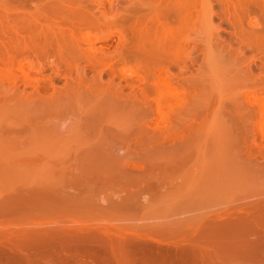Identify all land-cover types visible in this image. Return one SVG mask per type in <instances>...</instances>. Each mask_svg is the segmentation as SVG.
<instances>
[{"label": "bare ground", "instance_id": "6f19581e", "mask_svg": "<svg viewBox=\"0 0 264 264\" xmlns=\"http://www.w3.org/2000/svg\"><path fill=\"white\" fill-rule=\"evenodd\" d=\"M37 1L42 0H24L25 4H36L37 7H26L30 8L29 10L32 8L35 10L30 13L31 15H27L28 18H25L24 22L28 21L26 24H22V26L20 25L22 22L17 23L22 26L21 28L18 25L19 28H15L16 25H14L9 39L14 51L5 49L7 51H4L0 58L1 63L5 64V67L0 66V84H3L0 85V176L11 177L16 173L18 176L24 177L19 181L29 184L26 189L28 196L9 195L0 199V264H57L58 262L73 264L77 259H86L85 264H165L169 262L167 254L149 257L147 253L153 246L164 249L172 248L171 244L174 242L172 238L175 239L178 231L174 230L173 232V229L167 230L168 228H164L166 229L164 231L157 227L152 229V225L127 223L131 215L135 217V213H141L137 209L138 207L143 210V213H146L144 200L134 203L140 194H163L170 190L182 192L186 188L184 180L193 173L198 175L199 183L196 182L197 184L202 183L204 187L205 184H209L208 189L204 188L205 192L202 186L199 187L202 188L200 190L203 195L207 191H211L212 193L208 194L209 197L215 195L212 191L214 187L212 188L211 185L215 186L218 183L225 186L229 185L230 181L231 185L228 188H233L236 183L245 180L255 181L253 185L262 188L258 194H264V182L262 184L264 181L262 168L264 169V167L260 168L262 164L257 161L260 157L264 159V88L249 87L250 84H248L249 79L250 81L254 79L259 81L262 77L254 76L252 79V75L246 76V73L250 75L253 72V66L244 73L242 67H237V65L233 67L234 64H227L226 70L222 71L226 78L223 84V87L226 86V93L215 97L216 84L212 83L215 78L211 81L208 80L211 79L212 73L210 70V72L207 71L212 68L207 63H205L208 66L205 67V69L208 68L206 71L203 66H199L196 73L190 70L191 67H182L186 76L184 75L185 79L181 80V83L176 79L178 76L175 74V70L174 73L171 66L164 63L170 61L176 63L175 59L186 61L185 57L190 58L191 56L192 50L189 51L190 48L187 50V53L190 54H187L185 50L189 39L187 40L185 33L182 34L183 37H180L187 27V21L190 22L193 18L192 10L196 9L195 6L191 9V2L188 4L187 0L184 1L189 8H187V12L186 9L184 10L186 15L180 16L182 20L179 24L177 23L176 30L180 36H177L178 33L177 35L173 34L172 29L171 33V25L162 21L159 34L153 42L150 36L151 25L141 22V18L137 14L127 25L124 20H117L120 15L119 17L116 14H114L115 17L112 16L115 10L112 7L114 8V2L117 3V0H98V2L92 0L95 4L91 7L90 4H86L87 2L84 4V0H50L49 2L47 0V3L43 1L44 3L41 2L40 5L37 4ZM92 1L88 2L92 5ZM139 1L143 5L146 3ZM221 1H223L222 4L227 2L228 17L229 19L232 17L235 21L231 23L234 26L232 34L235 38L226 40L222 36L223 40L227 41L225 43L228 47L226 49H229L228 56L231 55L233 46L238 48L235 42H240L237 55L243 53L247 47H254V49L257 47V49H261L262 54L260 53L261 56L258 57L264 64V0H255L256 2L250 6H247L250 0H229L230 3L226 0ZM244 1H248L246 6ZM102 2L111 3L112 6L110 5L109 10L113 11H107L106 7V13L102 8L105 4L102 6ZM194 2L196 1L194 0ZM194 2L193 5H195ZM204 2L203 0L202 4ZM181 6L183 5L181 4ZM181 6L179 8L183 9L184 7ZM205 6L204 9L207 7ZM203 8L201 7V11ZM212 11L214 12V10ZM65 12H67L66 17L68 12L71 13V17L69 16L71 19L63 17ZM108 12H111L109 14L112 17ZM197 12L199 13L196 16L198 21H201V17L204 16L203 12L207 13L203 10L201 16L200 11ZM213 12L210 13L209 10L208 13L211 15ZM56 15L61 16L60 18L63 17V20L57 21L59 17ZM165 16L163 17L165 18ZM53 18L58 23H52ZM202 18L204 24L207 25L208 22L204 17ZM210 19L209 16V22H211ZM247 19L251 21L248 20V22ZM192 20L195 22V18ZM193 21L192 23H194ZM236 22L238 25H234ZM204 24H201L203 29ZM213 26H207L208 28H205L207 31L201 27L198 29L207 32L203 33L207 36L210 27L213 31L216 29L220 31L222 27L217 28L218 25H216V29H214ZM99 29H105L108 33L106 32L104 36L100 35ZM198 29H195L196 33L199 31ZM202 31H199L200 36ZM116 34L120 37H118L116 46H113L114 48H111L109 44L99 45L101 41L113 39ZM192 35L191 37L190 34L187 36L194 40ZM196 35L195 40L199 39L198 42L200 38L201 40L205 38L204 35L196 38ZM197 40L195 44L193 41L192 45L195 46ZM219 42L222 43L221 40ZM214 57L212 53L210 59ZM234 60L236 61L235 58H233ZM130 61L131 63L135 61V67L126 68L128 64L125 63ZM209 61L212 62V60ZM191 62L194 63V61ZM178 63L181 62L178 61ZM253 63L257 64V60L253 59ZM100 65H105V68L94 72ZM48 67H53L54 72L51 75H44ZM211 67H213L212 64ZM107 69H110L113 74L118 69L122 79L128 81L130 90H136L137 96L125 92L122 84L118 85V83L117 86L113 81V76L110 79L104 78L105 73L108 72ZM88 70L93 71V74L91 73L92 75L89 76ZM64 73L65 83L58 85L55 80ZM6 81L13 82L12 86L9 83L4 85ZM18 81H22L26 86L19 87L21 83L19 85ZM27 85L34 86V88H27ZM255 85L258 86L257 82ZM132 97L135 99L133 100ZM137 97L139 100L149 97L153 99L154 109L151 110L153 115L147 121L151 125H153L151 121L156 122L152 127L154 131L157 130L156 134L154 131V134H150L151 127L147 128L150 124L138 123L137 117L135 118L136 126L130 123L131 118L127 115L126 117L129 119L125 120V114L129 111L134 112L135 110L139 115L141 109L139 108L140 102L136 100ZM69 112H73L72 115L74 112H80L81 115L85 112L86 119L78 121V128L85 127L91 133L98 131L95 133L96 142L90 143L92 139L88 141L84 138L86 143L91 144L87 145L88 147L85 149L80 150L79 147L77 151H67L61 155L50 153L47 150H50L49 147L52 143L59 140L78 142L82 137L79 132H71L73 126L69 128L71 133L64 132L66 127L64 128L63 123L61 125L60 120L53 122L55 120L52 121V117L48 116L53 113V115L62 118L64 114H70ZM43 114L47 116L45 121H50L48 125L47 122L46 125L42 122V120L44 121L41 119ZM210 115H212L211 118ZM161 122H165V125L168 124L164 128L162 127L164 124L161 126ZM169 123L171 124L169 125ZM207 125L213 126V128L209 126L210 130L213 129L212 133L209 132L210 136L212 134L211 139L209 137L207 139H210V143L208 142L210 145L205 146V150H203L204 147L199 144L201 148L203 147V152L205 151L208 155L204 153V158H207L202 159L197 164V168L194 164L195 167L191 165L192 168L187 167L189 169L181 172L179 175L180 184L169 185L168 178L163 176L167 166L173 164L174 169L183 168L185 163L190 161L192 153L199 148L196 138H200L201 141L206 139L207 135L202 132V128ZM191 128L195 130H191V132H194L192 137L196 136L193 138L197 143H194L197 148L192 145L190 149L187 144L176 141L177 145L174 144L175 151L172 153V164L169 162L170 165L163 163L166 160L161 158L165 151L167 153L170 150H167L165 144L161 146L160 143L158 147H152L156 148L155 150L146 146V149L135 153L137 156L131 153H134L132 151L134 149L130 151L129 147V151L124 149V152H121V147L118 144L120 141L121 143L122 141L127 142L131 134L136 136L133 138L138 139H133L131 136L132 141L137 140V143L134 142L137 145L139 143L141 145L144 141L150 143L151 139L149 138L154 141L160 138L161 140L158 141L165 142L179 138L180 133H184L185 130L189 131ZM58 129H62L63 132H61L62 130L59 132ZM13 131L27 135L24 138L26 145L35 143L36 146L41 145V147L35 148L36 150L25 155L9 154L11 150L22 145L18 141H4L3 138L7 136L8 132ZM205 131L207 133V130ZM204 135L206 136L203 137ZM185 136L189 137V135ZM189 138L185 137L187 140ZM207 140L204 141L206 145ZM248 141H252L253 149L251 145L250 148L248 147L249 150L246 149ZM82 142L84 143V141ZM127 143L129 145V142ZM4 145H6L4 147L6 149L2 147ZM201 148L199 149L201 150ZM202 150L201 154L197 150L196 153L199 152V156H203ZM252 154L260 156L259 158L256 156L257 159H255L259 166L256 168L255 164L252 165L256 168L255 170H249L252 166L247 167L248 164L245 161ZM201 156L200 158H203ZM160 158L164 161H161ZM36 162H41L44 165L39 171L31 169V165ZM52 163H60V169L51 167ZM68 163L76 164L75 168L65 167ZM241 164H244L245 168L241 167ZM135 169L139 173L132 172ZM139 169L142 170V173ZM195 177L197 178V176ZM221 179H225V182L222 181L224 184L220 183ZM13 184L18 185L19 183ZM120 188L124 189L125 195L105 201L103 198L104 202H99L98 199V202L92 201L89 196L94 189L117 191ZM225 188L227 190V187ZM236 203L227 205L228 207H225L221 213H215L211 219L206 221L211 228V234L202 231L198 222V225L196 224L199 231L197 236L191 239L192 241L190 240L191 243H183V239H181V247L175 250L183 252L184 245H186L192 248L197 256L205 257L207 252H212L206 261H200L198 264H225L221 260L222 254L233 253L242 248H247L244 253L247 251L255 253L256 258L264 257V197L259 196L254 200ZM101 217H106L105 221L103 220L104 223H101L103 222L100 220ZM115 218H118V221L116 219L114 223L110 222ZM10 223L14 226L11 225V227ZM29 225L31 226L27 227ZM167 231L173 233L166 239L163 235ZM182 231L184 228H181L180 232ZM162 239L167 241L165 243L167 246L161 242L158 243ZM244 242L247 245L241 247ZM212 247L215 248L212 249ZM172 251L174 249L166 250L165 253L169 254ZM256 264L261 263L256 262Z\"/></svg>", "mask_w": 264, "mask_h": 264}, {"label": "rangeland", "instance_id": "374dc122", "mask_svg": "<svg viewBox=\"0 0 264 264\" xmlns=\"http://www.w3.org/2000/svg\"><path fill=\"white\" fill-rule=\"evenodd\" d=\"M46 2L47 3V0H42V1H37L38 3L37 4H41V2ZM50 0H48V2H49ZM90 1H92V0H84V4H85V2H87L86 4L87 5H89L90 4V7L91 6H93L95 3H93V1H92V5H91V3H89ZM116 1V0H115ZM118 2L116 3V2H114V4L117 6V8L115 7V5H114V8L112 7V9H115L114 10V12L116 11L117 13H112L113 15L112 16H114V14H116V15H118V17H119V15H120V17L118 18L117 16H116V19L117 20H121V21H123L124 20V22L126 23V25H127V23H131V21L130 20H132V19H134L135 18V16H140V18H141V22L143 21L145 24H147V25H151V30H152V32H151V38H152V41L153 42H155V40H156V36L159 34V31H160V29H161V23H162V21H164L165 23H168V24H170L169 26L171 27L170 28V32H171V29H172V32H173V34H175V35H177V33H178V31L176 30L177 29V23L179 24L180 22H181V20H182V17L180 18V16H185L186 15V12H187V8H189V6H186V5H188V4H190V2H191V5L192 6H190V7H192L191 9H193V7L195 6L196 7V9H198V10H196V9H194V11L192 10V17L193 18H195V22L192 20L193 18H191V20L194 22V23H192V21L190 20V22L189 21H187V27L184 29V32L183 33H181V35L182 34H186L185 36L187 37V40L189 39L190 40V42H189V40H188V42L187 43H189V44H186V53H187V50L190 48V50L189 51H191L192 50V52H190L191 53V56H190V58L189 57H185V60L186 61H184V59L183 60H181V59H175L176 60V63H174V62H172V61H170L169 63L168 62H164V63H166V64H168V65H170L171 66V69H172V71L174 72V70H175V74L179 77H177L176 79L181 83L182 81L181 80H183V79H185V76H186V73H184L183 72V68L184 67H191V69L190 70H193V72H197V70H199V66L200 67H204V69H205V67H210V68H212V70L211 69H208V68H206L205 69V71L208 69V71L207 72H210L211 71V76H210V78L211 79H208L209 81H211V80H213L214 78V81L212 82V83H215L216 84V87L214 88V90H216L215 91V93H214V96L215 97H219V96H221V95H225V93H226V91H225V88H226V86H224L223 87V84H224V80L226 79L224 76H223V74H222V71H225L226 70V68H227V64L228 65H233L234 64V66L233 67H235V65H237V67L238 66H240V67H242V69H244V73H246L247 71H248V68L249 67H252V73L250 74V75H248L249 73H246L247 75V77H249V76H253V77H251L252 79H254V76L255 77H259V78H261L262 77V79H259V81H257V80H251L250 81V79L248 80L249 82H248V84H250L249 85V87H253V86H255V88H260V87H263L264 88V64H263V62L261 61V59L258 57V56H261V49H257V47H256V49H254V47H247V48H245L244 49V52L242 53H239L238 55L236 54V52H237V49L240 47V45H241V43L239 42H235V43H237V47L238 48H236L235 46H233L232 47V52L230 53L231 55H229L228 56V54H227V52L229 51V49H226V48H228L227 47V45H226V43L225 42H227L226 40L229 38H232V39H234L235 37H234V35L232 34V31L234 30V26H232L233 24H231L233 21H234V19L232 18V17H230V19H231V21H230V19H229V13H227L226 11V4H227V2H226V4H222V2L223 1H221V0H204L205 2L202 4V2H203V0H195L196 2H194V0H193V2H194V4L195 5H193V2H192V0H187L186 2H188V4L186 3V2H184L185 0H147V1H143V0H141V2H146L144 5H143V3L142 4H140V1L138 0H117ZM164 1V2H163ZM226 1H228L229 3H230V1L229 0H226ZM43 2V3H44ZM97 2H98V0H97ZM132 2V3H131ZM135 2V3H134ZM150 2V3H149ZM232 2V1H231ZM245 2V1H244ZM254 2H256L255 0H250L249 1V5H247L246 3H248V1H246L245 2V6L247 5V6H250V5H252ZM99 3H101L100 1H99ZM149 3V4H148ZM184 3H185V5H184ZM197 3V4H196ZM224 3H225V1H224ZM22 4V5H21ZM103 4H105V6H103ZM118 4H119V6H118ZM153 4V5H152ZM181 4L183 5V6H181ZM201 4H202V6H201ZM36 4H34V5H30V4H25L24 3V0H0V58H1V55H3L4 53V51L6 52L7 50L9 51H14V49H13V47H12V45H11V43H10V37H11V35H12V32H13V30H12V28L14 27V25H16L15 26V28H17L18 26H19V24H17L19 21V23H21L20 25H22V24H26V22H28V21H26V22H24L26 19V17L28 18V16L27 15H31L30 13L31 12H33L35 9H33V8H36L37 6H35ZM111 3H109L108 4V2H102V8H103V10H105V8H106V10L107 11H111V10H109L110 8H111ZM126 5V6H125ZM143 5V6H142ZM207 7H206V6ZM209 5V6H208ZM33 6V10L31 9V10H29L30 8H26V7H32ZM130 6V7H129ZM167 6V7H166ZM184 7L183 9H180L179 7ZM206 7V9H204L203 7ZM210 6H211V8H210ZM132 7V8H131ZM194 7V8H195ZM201 7L203 8L202 9V11L204 10L205 12H207V13H204L203 12V15L204 16H202V11H201ZM224 8V9H222V8ZM12 8V9H11ZM117 9V10H116ZM147 9V10H146ZM186 9V10H185ZM222 9V10H221ZM105 10V12L107 13V11ZM119 10V11H118ZM163 10V12H161ZM186 12H185V11ZM196 10V11H195ZM209 10H210V13L211 12H213L212 10H214V12L211 14V15H209ZM113 11V10H112ZM111 11V12H112ZM142 11V12H141ZM197 11H200V14H201V16L202 17H204V19L208 22L207 23V25L206 24H204V20H203V18L201 17V21L199 20L198 21V18H196V16H197ZM111 12H108V14L110 13L111 14ZM123 12H125V13H123ZM127 12H129V13H127ZM133 12V13H132ZM161 12V13H160ZM182 12V13H181ZM24 13V14H23ZM119 13H121V14H119ZM163 13V14H162ZM185 13V14H184ZM16 14V15H15ZM23 14V15H22ZM65 15L63 16V17H66V15H67V12H65L64 13ZM70 14V15H69ZM109 14V15H110ZM134 14V15H133ZM137 14V15H136ZM146 14V15H145ZM156 14V15H155ZM167 14H168V17H167ZM199 14V13H198ZM206 14H208L209 16H210V21L211 22H209V16L208 15H206ZM22 15V16H21ZM108 15V16H109ZM123 15V16H122ZM166 15V16H165ZM205 15H206V18H205ZM25 16V17H24ZM56 16H58L59 17V15H56ZM71 17V13L70 12H68V16L66 17V19H71L70 17ZM111 16V15H110ZM111 16V17H112ZM126 16V17H125ZM142 16V17H141ZM149 16V17H148ZM153 16V17H152ZM163 16H165V18L163 17ZM16 17H20V19H18V18H16ZM30 17V16H29ZM61 17V16H60ZM57 18L58 20L57 21H62L63 20V17L62 18ZM69 17V18H68ZM115 17V16H114ZM113 17V18H114ZM123 17V18H122ZM144 17V18H143ZM199 17H200V15H199ZM207 17H208V19H207ZM228 17V18H227ZM12 18H13V20H12ZM112 18V19H113ZM167 18V19H166ZM254 19H255V17H253ZM17 19V20H16ZM65 19V18H64ZM145 19V20H144ZM153 19V20H152ZM200 19V18H199ZM22 20V21H21ZM28 20V19H27ZM159 20V21H158ZM167 22H166V21ZM168 20H170V21H168ZM248 20H250V19H247V21ZM12 21H14V22H12ZM17 21V22H16ZM44 21V20H43ZM57 21H54V18H53V20H51V22L52 23H58ZM130 21V22H129ZM155 21V22H154ZM196 21H198V22H196ZM214 21V22H213ZM246 21V20H245ZM251 21V20H250ZM174 22V23H173ZM213 22V23H212ZM235 22V21H234ZM249 22V21H248ZM15 23V24H14ZM175 23H176V25H175ZM204 24V29L205 28H208L209 26H213V24H215L214 26H213V28L214 29H216L215 28V26L216 25H218L217 26V28L220 26H222L221 27V29H220V31H218V29H216V30H214L213 31V29H212V27H210L208 30H209V34H207V36H206V34H203V33H207V32H205V31H202V25L201 24ZM211 23V24H210ZM238 22H236L234 25H238L237 24ZM192 24V26H190ZM220 24V25H219ZM18 25V26H17ZM155 25V26H154ZM199 25H201V26H199ZM23 26V25H22ZM22 26H19L20 28L22 27ZM189 26V27H188ZM208 26V27H207ZM18 27V28H19ZM174 27H176V28H174ZM198 27L200 28H202V29H198ZM7 29H9V30H7ZM189 31H188V30ZM196 29H198L199 31L201 30L202 32H200V34L202 33V35L200 36L199 35V31H197L198 33H196V30H195V32H194V30ZM203 29V30H204ZM175 32H174V31ZM206 31H207V29H205ZM96 31H98V30H96ZM106 30L105 29H99V31H98V33L100 34V35H106ZM171 32V33H172ZM219 32H220V34H219ZM108 33V32H107ZM194 33H196L195 35H196V38L199 36V37H203V35L205 36V38H203V40H201V38H200V43L198 42V40H197V42H196V45L194 46V44H195V35H194ZM179 35H177V36H180V33H178ZM188 34H190V37H191V35L192 36H194V40H192V39H190L189 38V36H187ZM210 35V36H209ZM221 36V37H220ZM222 36L226 39V40H223V38H222ZM7 37V38H6ZM118 37H120L118 34H116L114 37H113V39H108V40H106V41H101V42H99V45H108L109 44V46H111V48H114L115 46H116V43L118 42V40H119V38ZM180 37H183V35L182 36H180ZM209 37V38H208ZM211 37V38H210ZM185 38V37H184ZM5 39V40H4ZM204 39H205V41H204ZM217 39V40H216ZM3 40V42H4V44H2L3 42H1ZM207 40V41H206ZM219 40H221L222 41V43H220L219 42ZM6 41V42H5ZM9 41V42H8ZM193 41H194V44L192 45V43H193ZM205 43H204V42ZM210 41V42H209ZM224 42V43H223ZM9 43H10V46H9ZM207 43H209L208 45H207ZM7 44V45H6ZM222 44V45H221ZM5 45V46H4ZM191 45V46H190ZM114 46V47H113ZM207 46H208V49H206L207 48ZM214 47V49H213V47ZM223 46V47H222ZM2 47H5V48H2ZM204 47H206V48H204ZM218 49H217V48ZM221 47V48H220ZM195 50H194V49ZM5 49H7V50H5ZM221 49V50H220ZM236 49V50H235ZM184 49H183V51H185ZM211 50V51H210ZM214 50V51H213ZM216 50V51H215ZM221 51V53H220V51ZM223 50V51H222ZM239 50V49H238ZM259 50V51H258ZM226 51V52H225ZM223 52V53H222ZM185 53V52H184ZM185 53V54H186ZM189 52L187 53V54H190ZM213 53V56H215L213 59L214 60H216V61H214L213 59H210V55ZM225 53V54H224ZM261 53V54H260ZM192 54H194V55H192ZM215 54V55H214ZM222 54H223V56H226V57H223L222 56ZM244 55V56H243ZM246 55V56H245ZM255 55V58H253V56ZM197 56V57H196ZM217 56V57H216ZM231 56H233V57H231ZM242 56V57H241ZM250 58H249V57ZM204 57V58H203ZM209 57V58H208ZM186 58H188V59H186ZM192 58V59H191ZM216 58V59H215ZM233 58H235L236 59V61L234 60L233 61ZM191 59V60H190ZM224 59H225V61H224ZM249 61H248V60ZM253 59H256L257 60V64L256 63H253ZM209 60H212V62H210ZM178 61H180L181 63H178ZM184 61V62H183ZM190 61V62H189ZM191 61H194V63L193 62H191ZM231 61V62H230ZM135 61H132V63H131V61L130 62H126L125 64H128V65H126V68H129V67H131V68H133V67H135V63H134ZM213 62H214V64H213ZM216 62V63H215ZM237 62V63H236ZM251 62V63H250ZM84 63V62H83ZM134 63V64H133ZM191 63V64H190ZM205 63H207L208 64V66H207V64H205ZM213 65V67H211V64ZM232 63V64H231ZM182 64V65H181ZM189 64V65H188ZM202 64V65H201ZM216 64V65H215ZM118 65H121V63L119 64L118 63ZM185 65V66H184ZM188 65V66H187ZM204 65H206V66H204ZM215 65V66H214ZM0 66L1 67H5V64H3V63H1V60H0ZM117 66V65H116ZM115 66V67H116ZM133 66V67H132ZM226 66V67H225ZM103 67L105 68V65H100V66H98V68H97V70H95L94 72H98L99 70H101V69H103ZM183 67V68H182ZM224 67V68H223ZM244 67V68H243ZM174 68V69H173ZM179 68V69H178ZM182 68V71L180 70ZM223 68V70H221ZM247 68V69H246ZM203 69V70H204ZM214 69V70H213ZM109 70L110 69H107V71L109 72ZM190 70H188V73H190ZM210 70V71H209ZM215 71V72H214ZM255 71V72H254ZM53 72H54V70H53V67H48L46 70H45V72H44V75H51V74H53ZM88 75L90 76V75H92L93 74V71H90V70H88ZM105 73V75H104V78H106V79H110V78H112V76H113V81L115 82V84L117 85L118 83V85H121L122 84V87H123V89L124 90H126L125 92H128V93H132V95L134 94V95H136L137 96V92H136V90H130V85H129V83H128V81L127 80H124V79H122V77H121V74H120V72H119V70L117 69V72L116 73H112V71L110 70V73H112V74H110V73ZM92 73V74H91ZM184 73V74H183ZM216 73V74H215ZM260 73V74H259ZM181 74H183V75H181ZM185 75V76H184ZM212 75H213V78H212ZM263 75V76H262ZM182 77V79H181V77ZM66 76H65V73L59 78V79H56L55 81H56V83L58 82V85H63L64 83H65V78ZM209 78V77H208ZM207 80V82L209 83V81ZM261 80V81H260ZM1 82V81H0ZM19 83V85H20V83H21V85L19 86V87H24V83L22 82V81H18ZM253 84L254 83V85H252L251 83ZM257 82V85L258 86H256L255 85V83ZM259 82V83H258ZM7 83H9L10 85L13 83V82H10V81H6V84L4 83V85H7ZM8 84V86L10 87V85ZM0 85H3V84H0ZM117 85V86H118ZM12 86V85H11ZM26 86V85H25ZM244 86H245V84H244ZM28 87H30V89H33L34 88V86H31V85H27V88ZM242 87V86H241ZM218 90V91H217ZM196 92V91H195ZM194 93V92H193ZM130 96V95H129ZM136 96H135V98H136ZM213 96V97H214ZM135 98H133L132 97V99L134 100ZM136 100H138L140 103H139V108L141 109V111L139 112V115H137V113H136V111L134 110V112H127L126 114H125V120H127V119H129V118H131L129 121H130V123L133 125V126H136L135 125V120L137 119V122L138 123H148V124H150L148 121V119H150L149 117L151 116V115H153L152 113H153V111H151V110H153L154 109V101H153V99L151 98V97H149V98H147V99H145V100H139L138 99V97H137V99ZM170 104V103H169ZM153 107V108H152ZM168 110H170V109H168ZM70 113V112H69ZM73 113V112H72ZM72 113H70V114H64L63 115V117L62 118H60L59 116H57V115H53V113L51 114V115H48L49 116V118L50 117H52V121L53 120H55V121H53V122H56V121H59L60 120V124L61 123H63V126H64V128L66 127V128H68V129H64V132H70V129L69 128H71L72 126L74 127H72V129H71V132L72 131H74V132H72V133H76V132H79L81 135H82V137L80 138V140L78 141V142H71V141H68V140H59V141H56V142H54V143H52L51 144V147H49L50 148V150H47L48 152H50V153H54V154H58V155H61V154H63V153H65V152H67V151H71V152H74V151H77V149H79V147H80V150L81 149H85V148H87L89 145H91V144H89V143H86L85 141L86 140H88V141H90L91 139V142L90 143H94V142H96V139H97V137H96V135H95V133H97V132H95V131H93L92 133H91V131H89V129H86L85 127H83V128H78V121H82V119L83 120H85L86 119V114H85V112L84 113H82V115H81V113L79 112V113H77V112H74V114L72 115ZM77 113V114H76ZM80 114V115H79ZM142 114V115H141ZM44 115L45 114H43V117H44ZM67 115V116H66ZM126 115H127V117H129V118H127L126 117ZM183 115H185L184 114V112H183ZM55 116V117H54ZM56 116L58 117V120H57V118H56ZM78 116H80L79 118H78ZM81 116H84V117H81ZM107 116V115H106ZM211 116L212 115H210V118H211ZM41 117H42V115H41ZM41 118V119H44V121L42 120V122L46 125V122L47 121H45V119L47 120V116L45 115V118ZM137 117V118H136ZM152 117V116H151ZM49 118H48V120H49ZM106 118V117H105ZM127 118V119H126ZM136 118V119H135ZM209 118V119H210ZM51 120V119H50ZM148 120V121H147ZM41 121V120H40ZM52 121H51V123H52ZM128 121V120H127ZM146 121V122H145ZM41 122V123H42ZM68 122V123H67ZM136 122V123H137ZM210 122V121H209ZM42 123V124H43ZM48 123H50V121H48L47 122V125H48ZM83 123H84V121H83ZM137 123V124H138ZM151 123L155 126V124L154 123H156V122H154V121H151ZM65 124V125H64ZM161 124V126L162 127H166V125L168 124V123H166V125H165V122H161L160 123ZM171 123H169V125H170ZM62 125V124H61ZM68 125V126H67ZM139 125V124H138ZM137 125V126H138ZM153 125H148L147 126V128L149 129L150 127V134H156V132L155 131H157V130H155L154 131V129H152V127H153ZM70 126V127H69ZM209 126H212V125H207L206 127H203L202 128V132L204 133V134H206V135H204L203 137H205L206 136V139H203L202 141L204 142L205 140H207L208 139V137L210 138L211 136H212V134H211V136H210V133H212V131H213V129L212 130H210V128H209ZM164 127V128H165ZM212 128H213V126H212ZM194 129H196V128H194ZM59 130H62V129H58V131ZM67 130V131H66ZM191 130L192 131H195V130H193V128H191V129H189V131H183L184 133H180L179 134V138H175V139H171V140H167V141H165V142H163V140H162V142L161 141H158V140H161L160 138L159 139H157V141H156V139H155V141H154V139L152 140V138H149V139H151V141H150V143H147V141L144 143V142H142V144L141 145H137V144H135V143H137V138H133V137H136L134 134V136L131 134L130 136H129V139L127 140V142H129V145H128V143L126 142V141H122V143H121V141H120V143H118L119 144V146L121 147L120 149H121V152H124V149L125 150H128L129 151V149H130V151L132 150V149H134V150H132V151H134V153L133 152H131L132 154H134V155H136L135 153L137 152V153H139V151L141 152V150H143V149H146V146L147 147H149V149L150 148H152V147H154V146H156V147H158V145H160V143H161V146H163V144H165L164 146L167 148V150L168 149H170V150H168L167 151V153H169V151H170V153L169 154H167L166 153V151L164 152V154H163V156H161V158H163V159H165L166 161H164L163 159H161V161H164L163 163H171L172 164V153H173V151H175L173 148H174V144L176 143V145H177V142H183V143H185V144H187L188 146H189V148L191 149L192 148V145H195L194 143H196L195 142V140H194V138H196V136L194 135L193 137H192V135L194 134V132H191ZM197 130V129H196ZM204 130V131H203ZM205 130H207V133H205L206 131ZM210 130V131H209ZM76 131V132H75ZM82 131V132H81ZM153 131H154V133H153ZM56 132H57V130H56ZM60 132V131H59ZM61 132H63V130L61 131ZM70 132V133H71ZM147 132H148V130H147ZM152 132V133H151ZM189 132V133H188ZM197 132V131H196ZM195 132V133H196ZM210 132V133H209ZM149 133V132H148ZM159 133V132H158ZM188 133V134H187ZM192 133V134H191ZM202 133V134H203ZM208 133H209V136H208ZM84 135V136H83ZM183 135V136H182ZM185 135H189V137H187V136H185ZM27 135H25L24 133H19V132H17V131H13V132H8V134H7V136L6 137H4L3 139H4V141H9V142H11V141H18V142H20V143H22V145H20V146H18V147H16L15 149H13V150H11L10 151V153L9 154H13V155H15V154H18V153H20V154H18V155H25L26 153H29V152H32V151H34V150H36L35 148H40L41 147V145L40 146H36V144L35 143H31V144H29V145H26L25 144V140H24V138L26 137ZM131 136H132V138L133 139H137V140H135V141H132L133 139L131 138ZM181 136V137H180ZM88 137V138H87ZM184 137V138H183ZM185 137L186 138H189L190 140H191V137H192V142L188 139H185ZM83 138V140H81ZM84 138L86 139V140H84ZM183 139V141H182V139ZM201 138H202V135H201ZM131 139V140H130ZM181 141H180V140ZM185 139V140H184ZM211 139V138H210ZM210 139L209 140H207V145H206V142H202L201 140H200V138L198 139V137L196 138V141H197V145H198V147L199 148H201L200 146H203L202 148H203V150H205V146L207 147V146H209L210 144ZM173 140V141H172ZM82 141H84V143H85V146H84V143L82 142ZM87 141V142H88ZM93 141V142H92ZM149 141V140H148ZM177 141V142H176ZM185 141V142H184ZM82 142V143H81ZM135 142V143H134ZM189 142V143H188ZM209 142V143H208ZM131 143V144H130ZM144 143V144H143ZM169 143V144H168ZM203 143V144H202ZM247 143V142H246ZM246 143H245V148H246V146H247V150H249L248 149V147L250 148V145L252 144V141H248V143H247V145H246ZM24 144V145H23ZM125 144V145H124ZM133 144V145H132ZM168 146H167V145ZM190 144V145H189ZM199 144H200V146H199ZM88 145V146H87ZM128 145V146H127ZM131 145V146H130ZM136 145V146H135ZM197 145H195L196 147H194V148H197ZM6 145H4V146H2L3 148L5 147ZM171 146V147H170ZM128 147H129V149H128ZM131 147V148H130ZM145 147V148H144ZM251 147H252V145H251ZM196 149L197 151H201L202 150V148H201V150L200 149ZM4 149H6V148H4ZM123 149V150H122ZM152 149H156V148H152ZM252 149H253V147H252ZM251 149V150H252ZM166 150V149H165ZM196 150L192 153V155H191V157H190V161L188 162L187 161V163H185V165H184V167L183 168H178V169H174L173 168V164L172 165H170V163H169V167L167 166V169H166V171L164 172V175L163 176H166L167 178H168V180L167 181H169V185H175V184H180V181H181V179H180V177H179V175L181 174V172H185L187 169H189V168H187V167H193L194 166V164H195V166H196V168L198 167L197 166V164L198 163H200V161L202 160V159H206V158H204V156L205 155H207V153H205V151L203 152V150H202V152H203V156H201V157H203V158H200V156H199V154H201V152L199 153V152H197L196 153ZM264 151V150H263ZM21 152H23V153H21ZM254 152V151H253ZM252 152V153H253ZM196 154V155H193V154ZM199 153V154H198ZM204 153H205V155H204ZM255 153V152H254ZM171 154V155H170ZM208 154H209V150H208ZM137 156V155H136ZM166 156V157H165ZM167 156H169V157H167ZM199 156V157H198ZM208 156V155H207ZM253 156V157H252ZM259 158L260 156L259 155H256L255 154V156H254V154H252L251 155V157H248L249 159V162H248V160H245L246 161V164H248L247 165V167L249 166V167H251L253 164H255L254 165V167H258L259 166V163L260 164H262L261 165V167L260 168H262V167H264L263 166V164L264 163H261V162H263L264 161V159H262V157H260L259 159H257V157ZM262 156V155H261ZM171 157V158H170ZM254 157H256V158H254ZM199 159V161L197 162V160ZM255 159H257V161L259 162H257L256 160L254 161ZM252 160V161H251ZM262 160V161H261ZM252 163H251V162ZM197 162V163H196ZM256 162V163H255ZM188 164V165H187ZM75 165L76 164H71V163H68L67 164V166H65V167H67V168H75ZM168 165V164H167ZM187 165V166H186ZM191 165H193V166H191ZM244 164H241V167H243V168H245V165L243 166ZM251 165V166H250ZM44 165H43V163H41V162H36V163H34V164H32L31 165V169H33V170H35V171H39V169L40 168H42ZM60 163H52L51 164V167H53V168H55V169H60ZM194 166V167H195ZM253 166L251 167V168H249V170H255L256 168H254ZM193 169H195V168H193ZM246 169H248V168H246ZM138 170V169H137ZM141 169H139V171H140ZM196 170V169H195ZM262 170L264 171V169L262 168ZM132 172H136V169L135 170H133ZM138 172V171H137ZM136 172V173H137ZM196 172V171H195ZM135 173V174H136ZM139 173V172H138ZM141 173H142V170H141ZM195 174V175H194ZM195 176H197V178L195 177ZM21 179H24V177H22V176H18V174H12L11 175V177H1L0 176V199H2V198H5V197H7V196H9V195H18V196H21V197H23V196H28L29 194H27L28 193V191L26 190L28 187H29V184L27 183V182H22V181H19V180H21ZM197 179V181H195ZM220 180V179H219ZM224 180V181H223ZM221 179V181H220V183H223V182H225V179ZM48 181V180H47ZM172 181V182H171ZM218 181V180H217ZM223 181V182H222ZM15 182H18L19 184L18 185H15V184H13V183H15ZM196 182H198V175L196 174V173H193V175L191 174V175H189V176H187V178L184 180V182L183 183H185V185H186V188L181 192V191H167V192H165V193H163V194H153V193H144V194H140L136 199H135V201H134V203H137L138 201L139 202H141L140 200H144V204H145V206H144V209L146 210V213L144 212H142L143 210L142 209H140L139 207L137 208L138 210H140L141 211V213H135V217L133 216L132 217V215L130 216V219L128 218V222L127 221H124V222H127V223H129V224H131V223H135L136 225H152L153 226V228L152 229H155L156 227L157 228H159V229H164V228H168L167 230H171V229H173L172 231L174 232V230H177L178 231V234H177V236H175V239L174 238H172L173 240H174V242H173V244H171V246H172V248H168L167 247V249H164V248H158V247H155V246H153L152 248H151V250L150 251H148V255H149V257H159L160 255H162V254H167L168 255V260H169V262L168 263H165V264H198L200 261H206L209 257H208V255L209 254H211L212 252H207L206 253V255H205V257L204 256H197V254H196V252H194V250L192 249V248H189V247H187L186 245H184L185 246V249H184V251L182 252V251H176L175 249H177V248H179V247H181V245H182V240L181 239H183V243H191L190 242V240L191 239H193V238H195L196 236H197V234H198V230H197V228H196V224L198 225V222H199V226H200V228L202 229V231H204L205 233H207V234H211V228H209V225H207V223H206V221H208L209 219H211V216L212 215H214L215 213L217 214V213H221L222 211H223V209H225V207H228L229 206V204H235L237 201L239 202H243V201H248V200H254V199H256L257 197H259V196H263L264 197V194H258L260 191H261V187H255L254 185H253V182H255V181H248V180H245V181H243V182H239V183H236V185L232 188H228V186L229 185H231V182L229 181L228 182V180L226 179V182H228V183H230L229 185H223V186H221L220 184H218L219 186H220V188H218L219 186L216 184L215 186L214 185H211L212 186V188L215 190V188H216V190L214 191V190H212L213 191V194H215V195H212V196H208V194L209 193H212L211 191L210 192H208L207 190V193H204V195H203V192H202V190H200V189H202L203 188V191L205 192V189L207 188V187H209V184H205V187L204 186H202V183L201 184H197ZM263 182L264 181H262V184H263ZM42 183V182H41ZM199 183V182H198ZM224 184V183H223ZM37 185V184H36ZM203 185H204V183H203ZM208 185V186H207ZM38 186V185H37ZM202 186V188H199V187H201ZM225 187H227V190H225L226 188ZM205 188V189H204ZM223 188H224V190H223ZM66 189L68 190L69 189V187L67 186L66 187ZM208 189V188H207ZM210 190H211V187L209 188ZM220 189V190H219ZM99 190V191H98ZM200 190V194H199V191ZM263 190H264V188H263ZM198 192V193H197ZM125 193V191H124V189H119V190H117V191H112V190H108V189H94L93 190V192H92V194H90L89 196H90V199L92 200V201H94V200H96L97 201V199H98V201L99 202H104L105 200H107V199H111V198H117V197H120V196H123V195H125L124 194ZM202 193V194H201ZM264 193V192H263ZM206 194V195H205ZM217 194V195H216ZM104 198V201L102 200ZM106 198V199H105ZM97 201V202H98ZM196 202V203H195ZM237 202V203H238ZM143 203V202H142ZM236 203V204H237ZM196 204V205H195ZM233 204V205H234ZM228 205V206H227ZM134 215V214H133ZM108 219H110L109 217H107ZM105 219H106V217H101L100 218V220L101 221H105ZM107 219V220H108ZM112 219V218H111ZM114 219V218H113ZM116 219H117V221H118V218H115V220H110V222L112 221L113 223H114V221H116ZM106 220V221H107ZM130 220V221H129ZM104 221L103 222H101V223H104ZM131 222V223H130ZM106 223V222H105ZM107 223H108V221H107ZM200 223H202L201 225H200ZM203 223H206V224H203ZM29 224V223H28ZM27 224V225H28ZM49 224V223H48ZM12 224L10 223V226H11ZM24 225L26 226V223H24ZM32 225V224H31ZM31 225H29V226H27V227H30ZM6 226V225H5ZM7 226H9V225H7ZM12 226H14V225H12ZM11 226V227H12ZM33 226V225H32ZM181 228H184V231H182V232H180V230H181ZM166 229H164V231H165ZM170 232V233H169ZM172 232V233H173ZM203 232V233H204ZM172 233H171V231H167V232H165V234L163 235V237L164 238H168V237H170L171 235H172ZM171 234V235H170ZM192 241V240H191ZM161 242V244H165L167 241L165 240V239H162V240H160L158 243H160ZM247 245V243L246 242H244V243H242V246L241 247H244V246H246ZM165 246H167V244H165ZM213 248H215V247H212V249ZM171 249H174V251H172V252H169V254L168 253H165L166 252V250H171ZM247 248H242V249H240L239 251H235V252H233V253H229V254H222L221 255V260H222V262H224L225 264H256V262L258 263V262H260L261 264L262 263H264V257L262 256V257H260V258H256V256H255V253H253L252 251H247V252H245L244 253V250H246ZM85 261H86V259H80V260H77V262L75 263V264H85ZM263 261V262H262ZM57 264H64V263H62V262H58Z\"/></svg>", "mask_w": 264, "mask_h": 264}, {"label": "flooded vegetation", "instance_id": "af4514ba", "mask_svg": "<svg viewBox=\"0 0 264 264\" xmlns=\"http://www.w3.org/2000/svg\"><path fill=\"white\" fill-rule=\"evenodd\" d=\"M77 260H80V259H77ZM77 261L75 260V262H73V264H75Z\"/></svg>", "mask_w": 264, "mask_h": 264}]
</instances>
